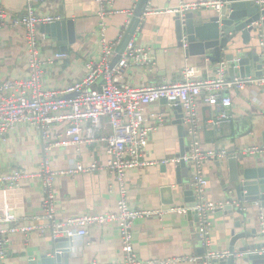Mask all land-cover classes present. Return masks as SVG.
<instances>
[{
  "label": "crops",
  "instance_id": "obj_1",
  "mask_svg": "<svg viewBox=\"0 0 264 264\" xmlns=\"http://www.w3.org/2000/svg\"><path fill=\"white\" fill-rule=\"evenodd\" d=\"M108 1H110L109 7L118 12L108 20V37L110 40L118 41L120 34L123 33L124 38L130 26L134 16L130 13L132 10L133 13L135 12L137 2L136 0ZM205 1L208 0H151L149 7L168 10L178 7L181 2L201 3ZM30 5L41 12L59 15L63 20H72L75 23L77 41L69 46V51L66 52L69 55L68 59L58 60L54 66L44 68V89L63 90L73 82L86 77L87 60L98 58L101 51L97 28L98 6L95 0H2V9L7 16V24L0 31V77L19 80L29 74L26 28L13 26L12 20L20 18ZM174 17L172 14H144L142 23L133 35V40L138 45H144L149 49L155 65L150 69L147 67L130 69L123 79L124 84L132 87H145L181 81L182 74L188 67L195 68L196 79L206 80L217 77L220 64L212 65L208 62H201L200 58L186 57L185 49L178 47L173 29ZM261 39H264V29L259 39L252 43L260 53ZM238 48H245L240 36L235 46L232 47V51ZM57 52H62L60 47L47 36L43 50L44 58L51 57ZM226 77L230 79L228 73ZM229 96L233 101L229 111L222 106L212 107L202 99L199 101L197 110L202 147L205 150H221L236 155L246 154L252 158L251 149H264V90L251 85L244 91H229ZM150 115H161L163 124H160L157 119H151ZM224 115L228 120L217 127L215 121ZM145 116L149 118L148 124L155 126L156 130L151 134L144 154V161L147 165L132 169L127 174L128 202L134 210H165L167 213L138 219L134 223L135 253L138 259L144 262L202 257L206 254V249L198 237L199 224L196 214L192 211L168 212L172 208L189 209L193 207L191 205L194 204V194L185 196L183 190L180 189L179 193L175 194L174 205L164 203L163 189L176 186L177 172L176 165L162 162L178 157L181 151V137L179 126L174 124L177 119L173 107L160 101L147 106ZM184 126L185 142L188 147L191 141L187 126ZM52 130V136L56 140L63 135L61 140L67 141L64 135L66 133L64 123L54 124ZM249 131L251 134L244 136ZM109 133L110 125L108 119L105 118L103 134L108 135ZM245 147L249 148L244 149ZM254 157L264 161V153H257ZM41 160L40 135L35 128L27 124L18 125L0 142V175L11 173L14 170L38 174ZM108 160L106 144L101 142L84 143L79 149L65 145L56 147L52 151L51 165L55 171L63 172L76 163L84 167H90L94 162L101 165L100 169L91 173L74 176L62 174L57 177L55 195L57 217L60 221L84 215H115L118 213V203L121 197L119 185L114 174L106 167ZM204 169L205 177L209 181L207 200L214 203L222 201L226 195L222 187V172L224 171L225 177L228 174L226 163L219 168L216 160L209 159L205 162ZM181 179L191 186L192 174L190 176L185 171ZM43 203L44 196L40 178L24 181L15 199L8 195L6 186H1L2 229H9L15 223H18L21 228L46 224L44 219H39L45 214ZM261 208L254 204L244 216L237 212L226 213L223 210L212 213L210 249L213 252H228L233 232L238 233L245 230L247 233H252L256 231L257 235H260L259 218L261 212L264 211V208ZM12 219H15V223ZM237 223H243L242 228L239 229ZM88 232L84 237L72 239L71 253L66 256L69 264H121L124 262L118 225L115 223L95 224L88 228ZM259 240L264 242V237L251 239V242L256 243ZM7 243V257L0 260V264H21L26 263L31 256L52 254L55 240L50 234H30L20 231L16 234H8ZM175 264L201 263L180 261Z\"/></svg>",
  "mask_w": 264,
  "mask_h": 264
},
{
  "label": "built area",
  "instance_id": "obj_2",
  "mask_svg": "<svg viewBox=\"0 0 264 264\" xmlns=\"http://www.w3.org/2000/svg\"><path fill=\"white\" fill-rule=\"evenodd\" d=\"M139 0H136L138 2ZM261 8H264V0H253ZM99 19L98 32L100 36L101 51L98 58H89L86 63V77L73 82L63 90L50 91L44 89V68L52 67L58 60H66L69 55L66 52H57L51 57L44 58L43 50L47 36L39 32L42 25L61 22L59 15H50L41 12L32 5L28 6L24 14L13 19V26L26 28V41L28 44L27 61L29 74L19 80L3 79L0 77V142L5 136L14 131L18 125L27 124L35 128L41 138L42 160L38 174H29L21 170L0 175V187L6 186L8 195L16 198L21 184L32 178H40L44 196L45 214L39 217L46 224L29 227H19L15 223L11 228L3 230L0 219V260L7 257L8 234L37 233L50 234L54 240L59 238L75 239L84 237L88 228L95 224L115 223L121 234L124 262L121 264H175L177 262H200L212 264L214 259H224L229 252H213L211 248V215L215 211L223 210L225 204L222 201L210 202L207 200L209 181L205 177L204 164L207 160L223 159L228 156L227 151L205 150L201 144L199 133L198 105L202 99L206 104L217 107L230 108L233 104L229 91H244L254 85L264 90V74L258 79L236 78L228 79L226 67L220 63L217 77L213 79H196V70L188 67L182 74V80L172 83H162L145 87H132L124 84L123 79L127 72L133 68L155 65L154 58L149 49L144 45H138L135 40L128 43L126 50L121 53V58L115 66H112L113 58L117 55V48L123 39V33L119 40H110L108 37V20L118 13L109 7L108 0H95ZM151 2V0H150ZM150 4V3H149ZM221 0H208L201 3H185L173 9H151L149 5L146 14L162 15L172 14L184 17L188 12L200 9L221 10ZM134 14L133 10L130 13ZM7 16L2 9L0 0V31L7 24ZM261 54L264 60V39L260 41ZM166 100L172 107L181 106L184 113L185 125L190 138V151L183 157H176L163 164L174 165L184 162L191 168V188L195 198V206L191 208H172L168 212L187 213L192 211L198 219V237L206 249L202 257L190 259H178L167 261L144 262L138 259L133 244V227L138 219L161 216L167 211L134 210L128 202L127 174L135 168H142L147 163L144 154L149 145L150 136L156 130L155 126L148 124L149 118L145 116L147 106ZM151 119H157L163 124L161 115H150ZM108 119L110 133L103 134L104 119ZM228 118L224 115L215 121L220 127ZM64 123L66 126L67 141L63 135L56 140L52 136L53 125ZM101 142L106 144V154L109 158L107 169L115 176L119 185L120 200L118 213L115 215H84L67 221H60L57 217L55 182L59 175L74 176L87 174L101 168L97 162L90 167L76 163L63 172L55 171L51 165V154L56 147L75 146L78 149L84 143ZM250 153H264V149L253 148ZM257 207H262L256 202ZM262 209V208H261ZM260 234L264 237V211L261 212Z\"/></svg>",
  "mask_w": 264,
  "mask_h": 264
},
{
  "label": "water",
  "instance_id": "obj_3",
  "mask_svg": "<svg viewBox=\"0 0 264 264\" xmlns=\"http://www.w3.org/2000/svg\"><path fill=\"white\" fill-rule=\"evenodd\" d=\"M221 10L200 9L188 12L184 17L174 15L173 29L175 31L178 47L185 49L186 57L200 58L203 63L212 65L225 63L226 74L230 80L238 77L241 79H258L264 74V60L262 54L252 43L259 39L264 29V8H261L253 0H221ZM150 0H139L137 2L134 16L130 26L117 48V55L112 61L115 66L121 58L128 43L133 39L137 28L142 23L145 10ZM210 10V11H208ZM208 11V12H204ZM40 30L56 42L62 52H68L69 46L77 41L75 23L72 20L42 25ZM241 37L245 48L237 49L234 52L232 47ZM230 52V53H228ZM163 103H168L166 100ZM230 108H225L229 111ZM179 126L181 137V151L178 157H183L190 151L185 142V118L181 106L173 107ZM242 124V123H241ZM238 125V124H237ZM236 125V126H237ZM237 137V133H235ZM251 131L244 134L248 136ZM249 146V145H248ZM249 147H245L247 149ZM249 158L246 154L236 155L228 153L224 160L216 159L219 168L226 163L228 174L222 172V187L226 192L222 202L225 204L223 211L226 213H239L244 216L248 209L252 208L255 202H260L264 208V161L254 157ZM185 171L191 176V168L184 162L176 165L177 183L176 186H169L163 189L164 203L175 204V194L183 190L185 196L193 195L188 182L182 181L181 176ZM195 206V199L193 198ZM190 206V207H191ZM246 222V220H244ZM242 228L243 223H237ZM262 235L254 231L247 233L242 230L233 232L229 247V256L224 259H214L212 264H264V242L262 240L251 242V239H261ZM240 244V246H238ZM72 239L59 238L55 240L52 254L46 253L40 256H31L26 263L21 264H69L66 256L71 253ZM205 252V250H204ZM205 253H203L204 255Z\"/></svg>",
  "mask_w": 264,
  "mask_h": 264
},
{
  "label": "rangeland",
  "instance_id": "obj_4",
  "mask_svg": "<svg viewBox=\"0 0 264 264\" xmlns=\"http://www.w3.org/2000/svg\"><path fill=\"white\" fill-rule=\"evenodd\" d=\"M139 43V42H138Z\"/></svg>",
  "mask_w": 264,
  "mask_h": 264
}]
</instances>
